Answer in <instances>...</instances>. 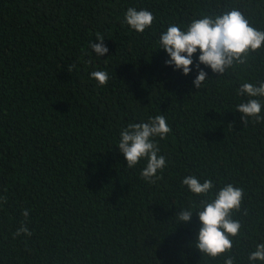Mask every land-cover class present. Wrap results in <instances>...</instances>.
<instances>
[{
  "label": "trees",
  "instance_id": "trees-1",
  "mask_svg": "<svg viewBox=\"0 0 264 264\" xmlns=\"http://www.w3.org/2000/svg\"><path fill=\"white\" fill-rule=\"evenodd\" d=\"M129 7L150 11L152 26L131 30ZM232 8L264 30V0H0V264H223L195 247L196 213L175 223L192 174L244 189L233 254L249 264L264 242V122L243 124L236 89L264 82V48L220 77L201 65L200 90L199 52L185 76L157 49L169 25ZM96 33L108 48L100 58ZM158 114L172 131L157 138L167 164L149 184L144 161L128 169L117 143L129 123ZM25 209L33 234L14 237Z\"/></svg>",
  "mask_w": 264,
  "mask_h": 264
},
{
  "label": "clouds",
  "instance_id": "clouds-1",
  "mask_svg": "<svg viewBox=\"0 0 264 264\" xmlns=\"http://www.w3.org/2000/svg\"><path fill=\"white\" fill-rule=\"evenodd\" d=\"M154 20L150 11L129 7L124 14L123 23L131 30L143 33L152 26ZM95 37L99 43L90 41L89 47L96 53L95 57L100 58L108 53V48L104 44L103 35L96 33ZM157 44V49H163L169 57L165 64L173 66L174 70H182L185 76L193 70L190 66L194 64V54L199 52L195 63L197 75L192 83L200 90L205 81L209 80L208 73L201 65L210 68L219 77L228 69L249 66L252 54L264 48V30L254 27L239 9L232 8L222 14L194 17L185 30L179 25H169L160 34ZM74 67L75 65L69 66L68 71ZM90 78L96 80L99 86L106 85L109 79L106 71H92ZM236 95L247 98L236 105V111L241 113L245 126L264 122V116L261 115L264 107V82H259L258 85L243 82L236 89ZM171 131L162 114L150 116L146 122L129 123L122 128L117 148L126 160V167L135 169L144 161L140 178L149 184L162 180L167 161L160 155L157 138L166 139ZM158 172L161 174L158 175ZM181 186L187 188L190 197L187 206L176 213L175 223L189 222L196 213L200 228L195 247L203 254V258L215 260L224 257L223 264H237L233 248L234 244L239 246L241 243L242 223L234 214L241 212L244 189L233 183H226L217 190L212 179L201 182L195 174L184 177ZM2 199L7 203L6 197ZM22 214L25 219L13 234L14 237L21 234L30 237L33 234L27 227L29 210L25 209ZM246 214L244 211L243 215ZM247 260L249 264L257 261L264 264V242L255 244V249L247 254Z\"/></svg>",
  "mask_w": 264,
  "mask_h": 264
}]
</instances>
